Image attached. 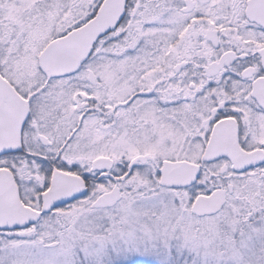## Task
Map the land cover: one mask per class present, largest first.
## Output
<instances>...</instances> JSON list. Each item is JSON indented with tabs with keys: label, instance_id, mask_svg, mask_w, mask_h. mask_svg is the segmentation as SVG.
<instances>
[{
	"label": "snow or ice",
	"instance_id": "6c2138e0",
	"mask_svg": "<svg viewBox=\"0 0 264 264\" xmlns=\"http://www.w3.org/2000/svg\"><path fill=\"white\" fill-rule=\"evenodd\" d=\"M0 264H264V0H0Z\"/></svg>",
	"mask_w": 264,
	"mask_h": 264
}]
</instances>
